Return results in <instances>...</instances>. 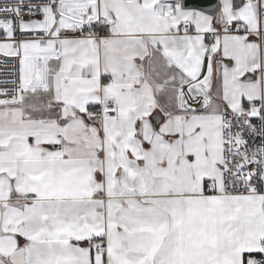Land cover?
<instances>
[{
  "label": "snow or ice",
  "instance_id": "obj_1",
  "mask_svg": "<svg viewBox=\"0 0 264 264\" xmlns=\"http://www.w3.org/2000/svg\"><path fill=\"white\" fill-rule=\"evenodd\" d=\"M0 264H264V0H0Z\"/></svg>",
  "mask_w": 264,
  "mask_h": 264
}]
</instances>
